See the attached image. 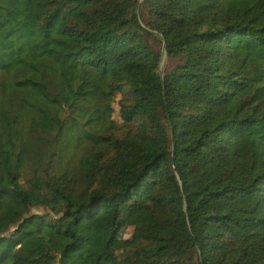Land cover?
Wrapping results in <instances>:
<instances>
[{
    "label": "trees",
    "instance_id": "trees-1",
    "mask_svg": "<svg viewBox=\"0 0 264 264\" xmlns=\"http://www.w3.org/2000/svg\"><path fill=\"white\" fill-rule=\"evenodd\" d=\"M0 264H264V0H0Z\"/></svg>",
    "mask_w": 264,
    "mask_h": 264
},
{
    "label": "water",
    "instance_id": "water-1",
    "mask_svg": "<svg viewBox=\"0 0 264 264\" xmlns=\"http://www.w3.org/2000/svg\"><path fill=\"white\" fill-rule=\"evenodd\" d=\"M142 0H138V3H140ZM137 7H136V11H137ZM137 13V16H138V12H136ZM147 32L150 34V35H152V36H155V37H158V38H161L162 39V35L160 34V33H158L157 31H154V30H150V29H147ZM165 47H166V43H165V41L163 40V50H162V56H164V54H165ZM162 63V62H161ZM159 75H160V77H162V71H161V69H159ZM169 128L171 129V124H170V122H169Z\"/></svg>",
    "mask_w": 264,
    "mask_h": 264
}]
</instances>
